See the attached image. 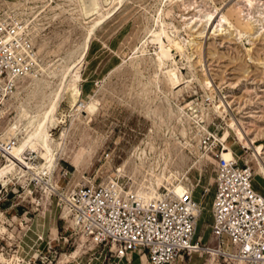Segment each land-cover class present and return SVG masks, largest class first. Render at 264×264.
Returning <instances> with one entry per match:
<instances>
[{"label":"rangeland","instance_id":"rangeland-1","mask_svg":"<svg viewBox=\"0 0 264 264\" xmlns=\"http://www.w3.org/2000/svg\"><path fill=\"white\" fill-rule=\"evenodd\" d=\"M164 1L127 0L88 37L91 23L81 19L75 0H0V20L22 24L33 48L28 56L31 72L13 80L6 98L0 133L13 122L20 103L28 101L24 105L28 110H36L43 101L50 104L59 80L47 79L46 89L30 98L34 74L46 79L45 72L39 71L63 61L82 67L81 101L72 115L68 103H63L66 122L59 121L50 133L63 147L53 182L42 174L44 183L30 178L18 183L14 180L18 168L5 169L6 161H0V264H149L145 255L119 256L115 246L96 244L78 230L65 198L83 185L107 186L111 181L134 195L148 189L156 158L151 147L157 155L176 150L168 127L174 124L179 133L177 119L182 110L193 112L182 116L188 141L199 153L209 152L188 173L196 186L194 199L200 202L204 197L201 204L206 210L196 237L209 249L172 264H241L209 254L217 250L210 225L220 166L212 152L224 149L214 136H222L224 120L232 119L246 137L255 138L264 154V0H172L165 7L170 33L183 45L181 53L172 52L183 78L177 88L156 68L157 46L149 42L147 52H140L157 29V14ZM208 15H212L210 21ZM215 103L226 107L223 119L213 115L210 123L201 120V126L197 125L195 115L212 114ZM92 105L97 108L94 113L89 111ZM231 136L226 145L234 142ZM142 150L148 153L144 161L139 159ZM185 154L182 172H188L187 167L197 160L191 149ZM253 154L241 146L238 155L243 161L238 160V167L248 165ZM25 158H31L34 168L45 163L30 150L24 152ZM177 165L174 155L168 173L175 177ZM248 166L253 170V189L264 194V183L254 177L255 161ZM158 176L159 172L155 179ZM177 179L170 187L165 181L158 192L170 193L168 188L173 190ZM224 249L236 255L227 239Z\"/></svg>","mask_w":264,"mask_h":264},{"label":"built area","instance_id":"built-area-1","mask_svg":"<svg viewBox=\"0 0 264 264\" xmlns=\"http://www.w3.org/2000/svg\"><path fill=\"white\" fill-rule=\"evenodd\" d=\"M15 28L10 19L0 23V111L5 93L13 88L9 76L32 69L23 50L31 53L30 43L25 40L21 47L8 39ZM8 148L0 141V161ZM251 178L246 166L220 161L210 230L218 247L227 238L245 264H264V194L253 189ZM114 187L83 185L67 200L75 227L96 244L115 245L119 256L145 255L149 264H172L203 250L196 237L199 203L194 198L169 196L142 207L132 197L118 198Z\"/></svg>","mask_w":264,"mask_h":264},{"label":"bare ground","instance_id":"bare-ground-1","mask_svg":"<svg viewBox=\"0 0 264 264\" xmlns=\"http://www.w3.org/2000/svg\"><path fill=\"white\" fill-rule=\"evenodd\" d=\"M125 1L127 0H75V2L78 4L79 7L78 12L81 19L86 23L88 22L91 23V26L89 27L88 37L94 36L95 29L99 27V25L102 24L104 21H106L110 16H112L113 13H115L114 11L116 7L123 5ZM171 1L172 0H167V1L165 0L163 2L162 7L157 14V21H156L157 29L152 32L153 33L152 36L143 46L141 44L142 48L140 49V52L141 53L147 52V48H148L147 44L149 42L157 46V51L154 59L156 68L161 71L164 78L168 80V82L173 88H177L180 84H183L182 83L183 78L177 63L174 60L175 58H173L174 56L172 52L181 53L183 51V45L181 44L180 40L178 41V39L175 38V35L174 36L171 35L172 33H170V31L172 30L169 29L171 24L169 25L165 22V7ZM211 17L212 15H208L207 19L210 21ZM222 19L224 21H229L224 16L222 17ZM0 23H2V20H0ZM12 24L15 25L16 28L14 29L13 34H9L8 39L9 40L14 39L18 41L21 47L24 45L25 40H27L32 46L28 36V32L24 27H22V24L20 23L16 24L14 21L12 22ZM173 29L176 30L175 27ZM23 50L29 56L30 53H28V51H26L25 49ZM83 61H84V54L80 59V64H82ZM81 69L82 67H78L76 63H73L72 65H68L66 61H63L59 65H54L52 67H49L48 69L43 68L42 70L39 71V73L41 71L45 72L46 79L45 78L40 79L39 77L36 76V74H34V76L32 77L33 78L32 84L29 86V88L31 89V92L29 93L30 98L31 97L33 98L37 93L42 92L46 89L45 87L46 85L44 83L45 81H48L49 79L59 80L60 82L59 85L58 86L56 85L57 89L55 91H52L51 93V98L49 102L50 104L48 103L49 105L47 106L46 101H43V103L40 106H38L36 110H28V108L24 107L25 104H29L28 101H26V103H20L17 114L13 119V122L9 124L5 129H3V131L0 133V141L2 142V144L9 145L8 148L9 152L4 157L5 158L4 160L7 163L5 169L11 168L12 166H16L18 168L17 170L18 174L14 179L15 181H18V183H22V181L29 178L35 183L38 182L44 183L42 174L44 176L49 175V183L53 182V173L57 168V159L60 156L61 151H63L62 150L63 147L62 144H59L58 141L52 139L50 133L52 131V128L59 121H62L63 123L66 122L67 114H64L61 111L63 103L65 102L68 103L69 107L71 108V111L69 113L72 115L75 108L78 106V104L81 101L82 98V91L80 85L82 81ZM15 78L17 77L9 76L8 80L11 84H14L13 80ZM205 86L209 87L210 83L206 81ZM10 92L7 91L5 93V99L3 101L0 111V117H1L0 121L2 119L1 115L3 114L4 111L6 98L9 96ZM225 108L226 107L223 106L222 103L219 104L215 103L212 108V114L209 113L196 114L195 116L197 117L194 119V121L196 122L197 125L199 124L201 126L200 123L201 120L210 123L213 115H218L222 118L223 113L225 112ZM89 109L88 110L90 111V113H94L97 110L96 106L94 105H92L91 108ZM180 112L181 115L177 119L181 125L178 130L179 133H176L177 128L174 126V124H171L168 127V132L169 133L170 131L173 132L172 136L173 138H175L176 141L175 144L176 150L174 152H170V151H167L166 153L162 152L160 153V155H157L158 153L155 152V147H151V153L153 152L156 155V158H155L154 166L151 167L152 178L149 183L150 187L148 189L142 188L141 190L137 191L136 195H134L133 193L127 192L126 190L122 189V187L119 186L120 184L118 185L114 181H111L110 184H108L107 186L109 185H113V187L115 186L114 190L118 198L127 201L130 197H132L133 200L142 207L149 206L150 204L156 203L169 196L178 198L183 196L184 194H188L192 199L195 198L196 186L192 183L188 173L189 174L193 173L196 167L200 163H202V161L206 157L209 156V152L207 151V153H199L198 151L199 149L197 148V146H195V144H192L188 141L187 139L188 130L184 120L182 119V116L183 115L192 116L193 112L189 114L184 112V110ZM224 122H225V127L223 129L222 136L219 137L214 136L220 143H223L224 149L221 146L222 148L218 154L211 151L212 154L217 159L218 158L220 159L219 162L224 161L227 165L234 163L240 166L238 162V160H242L238 155L240 147L242 146L245 149L252 150L254 152L253 158H251V160L249 159L248 161H246V163L251 166V163L255 161L257 170L254 177L255 179H259L262 181V183H264V154H262L260 151L259 143L255 141V138L249 139L248 137H246L240 131V129L237 128V126L235 125L232 119L230 120L225 119ZM203 129L207 131L206 127H204ZM228 135L233 136L234 142L226 145L224 142L227 141L226 139ZM198 142L199 139L197 138L196 143ZM187 148L191 149L192 152L195 153V155L197 156L196 157L197 160H195L191 166L187 167L188 172L185 171L182 172L183 166L180 164L184 163L187 160V155L185 154V150H187ZM27 150H30L31 152L40 155V157L44 159L45 163L40 168L37 167L34 168L32 164H30L31 158L28 159L25 158V160L29 161V163L25 162L23 158H24V152ZM174 155L178 159V165H177L178 169L177 172L175 173L178 179L174 184L173 190L172 188H168L170 193L161 195V193L158 192L160 190H158L157 188L161 186L163 183H165V181H168V185L170 187L171 183L175 182L176 179V177L172 172L171 174L168 173L170 169V165L174 163ZM261 156L263 161L260 158ZM147 157H148L147 151L142 150L141 153L139 154V159L141 161H144ZM248 165L244 164V166H246L249 170H251ZM157 172H159V176L155 179ZM167 173L170 176H167ZM46 185L48 184L46 183ZM45 188L47 190L48 189L54 190L47 186ZM69 198L70 195L65 198V203L67 206H68L67 200H69ZM203 198H201L200 202H198L199 212H197L196 215V232L199 228V224L201 222V219L203 218V215L206 213V210L201 204ZM214 198H215V193H214ZM86 236L89 237L88 235ZM225 239L227 238L223 239L222 244L219 245V247L217 243L216 251L210 250L209 254L214 256L222 255L225 256L226 258H231L233 261L239 262L241 264H245L236 255H231L230 252L227 253L225 249L222 250ZM204 248L203 250L206 251H208L209 249V247L205 249ZM233 248L236 254V249L234 246Z\"/></svg>","mask_w":264,"mask_h":264},{"label":"crops","instance_id":"crops-1","mask_svg":"<svg viewBox=\"0 0 264 264\" xmlns=\"http://www.w3.org/2000/svg\"><path fill=\"white\" fill-rule=\"evenodd\" d=\"M214 193H215V190H214ZM232 246V245H231ZM233 247V246H232Z\"/></svg>","mask_w":264,"mask_h":264}]
</instances>
